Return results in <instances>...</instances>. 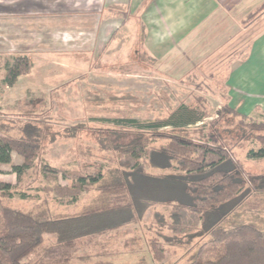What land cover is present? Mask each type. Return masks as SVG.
Listing matches in <instances>:
<instances>
[{"label": "rangeland", "instance_id": "rangeland-1", "mask_svg": "<svg viewBox=\"0 0 264 264\" xmlns=\"http://www.w3.org/2000/svg\"><path fill=\"white\" fill-rule=\"evenodd\" d=\"M30 1L22 0L19 5L32 6L33 14L29 16L27 10L19 12L16 24L8 7L0 8V133L11 138L39 140L40 145L46 146L40 153L47 164L86 173L101 170L105 177H109L112 171L119 169L121 162V155L112 147L114 142H128L137 131L136 127L116 125L110 119L153 120L166 117L182 103L203 108L208 113L204 119L206 124L219 118L227 100L224 73L194 79L186 76L182 71L184 67H178L174 73L172 67L154 63L153 59L143 56L139 38L136 43L132 41L123 48L119 43L114 44L118 48L109 51H100L103 47L100 42L97 50L88 47L90 44L87 43L82 48L76 47V38L71 34L64 35V32L69 31V26L74 30L77 26L83 27L82 23L90 24L94 18L81 16L80 11L75 10L66 11L65 17L58 16L56 6L49 5L46 9L47 4L41 0ZM70 5V2L66 3V6ZM258 9L256 15L261 8ZM137 21L133 19L129 27L132 28ZM31 23L32 28L29 27ZM46 24L49 25V35H44L49 40L43 43L40 40L42 35L31 31H40ZM117 36L120 39L119 34ZM126 53L130 57L128 61L124 58ZM21 55L30 58L33 69L20 76L14 86H7L4 82L7 64H12L15 57ZM262 117L258 113L255 115L257 121ZM227 119L220 125L229 128L227 138H240L237 119ZM202 123L187 128V131L169 126L160 129L159 133L200 138L201 130L194 129ZM202 132L206 134L208 128ZM166 143L167 139L156 138L151 146L159 148ZM241 146L231 152L247 171L257 175L259 183L248 186L236 199L209 213L196 238L189 240L187 236H174L167 226L160 225V218L169 221L171 206L155 204L139 221L99 237L94 245L81 250L79 255L104 254L93 257L92 263L186 264L198 255L201 246L211 240L213 228L254 223L264 230V159L255 161L248 157L250 148H258L254 141H246ZM12 159L11 164L2 166L0 180L30 196L9 201L14 207L27 212L48 208L54 214H71L99 203L104 196L97 184L82 193L74 203L68 202V198L60 199L50 191L58 185L71 186V180L61 176L57 180L41 176L40 163L36 161L18 181L13 166L23 164V159L17 152L12 153ZM155 159L162 163V157L156 155ZM231 166L225 163L221 167L227 169ZM146 171L152 175L165 174V186L170 187V191L182 193L185 200L190 201L184 193V177L173 175L165 166L155 168L146 164ZM155 237L166 249L162 261L154 258L149 244ZM220 249L217 245L204 257L214 259Z\"/></svg>", "mask_w": 264, "mask_h": 264}, {"label": "trees", "instance_id": "trees-1", "mask_svg": "<svg viewBox=\"0 0 264 264\" xmlns=\"http://www.w3.org/2000/svg\"><path fill=\"white\" fill-rule=\"evenodd\" d=\"M257 10L250 16L257 14ZM32 69L33 62L28 56L15 57L12 64H7L5 84L14 86L20 76L31 73ZM206 117L208 113L203 108L182 103L162 118L110 119L116 125L136 127L137 131L128 142H114L112 147L121 155V162L119 169L112 171L109 177L101 170L86 173L53 167L42 159L40 151L46 146L40 145L39 140L11 138L0 133V173L3 165L13 162L12 153L17 152L23 159V164L13 166L18 181L37 161L41 176L54 180L61 176L72 181L69 187L58 185L52 189L50 192L56 197L68 198V202L74 203L97 184L104 195L99 203L78 213L54 214L48 208L27 212L9 201L30 196L0 180V264H104L91 260L104 254L81 256L79 253L94 245L99 237L139 221L155 204L171 206L169 221L158 216L160 225L167 226L174 236L196 238L209 213L236 199L248 186L259 183L257 175L247 171L231 151L242 147L246 141H254L258 148H250L248 157L264 159V117L257 121L253 116L239 113L229 105L228 97L218 119L206 124ZM228 117L237 119L240 138L228 139L226 131L229 128L220 126ZM199 122L203 123L194 130H201L200 138L159 133L169 126L187 131ZM207 128L208 132L203 133ZM221 128L225 129L221 131ZM156 138L167 139V143L154 148L151 143ZM156 155L162 157V163L155 159ZM225 163L232 166L222 168ZM146 164L155 168L165 166L173 175L184 177V193L190 201L185 200L182 193L170 191L171 188L165 186V174L152 175L146 171ZM211 236L198 255L186 264H264V230L256 224L216 227L211 230ZM149 244L154 258L164 260V244L156 237L150 239ZM217 245L221 249L216 258L204 257Z\"/></svg>", "mask_w": 264, "mask_h": 264}, {"label": "crops", "instance_id": "crops-1", "mask_svg": "<svg viewBox=\"0 0 264 264\" xmlns=\"http://www.w3.org/2000/svg\"><path fill=\"white\" fill-rule=\"evenodd\" d=\"M20 1L0 0V8L8 7L15 24L19 12L27 10L30 16L34 11L32 6H20ZM41 1L47 4L46 9L56 6L58 16L75 10L94 18L90 24L82 23L83 27L74 30L69 26L71 30L64 32L76 38V47L87 43L97 50L100 42V51H109L118 48L114 44L123 48L139 38L142 55L172 67L174 73L178 67H184L182 71L193 79L224 73L229 105L244 115L264 116V0ZM257 8H261L258 15L250 16ZM133 19L138 21L131 28ZM33 31L42 35L41 42L49 40L45 36L49 35L48 24ZM124 58L130 60L127 53Z\"/></svg>", "mask_w": 264, "mask_h": 264}]
</instances>
